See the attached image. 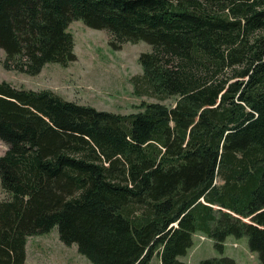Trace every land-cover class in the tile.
<instances>
[{"label": "trees", "instance_id": "obj_1", "mask_svg": "<svg viewBox=\"0 0 264 264\" xmlns=\"http://www.w3.org/2000/svg\"><path fill=\"white\" fill-rule=\"evenodd\" d=\"M75 21L150 45L136 95L175 103L123 115L0 82V264L54 228L93 264H187L197 233L264 264V0H0L4 68L69 67Z\"/></svg>", "mask_w": 264, "mask_h": 264}, {"label": "rangeland", "instance_id": "obj_2", "mask_svg": "<svg viewBox=\"0 0 264 264\" xmlns=\"http://www.w3.org/2000/svg\"><path fill=\"white\" fill-rule=\"evenodd\" d=\"M69 31L75 38L77 61L69 67L48 64L37 76L6 70L3 61L4 50L0 49V82H8L18 88L33 91H52L66 100L91 106L99 111L129 115L142 111L143 103L162 102L173 105L175 99L159 101L148 96L136 95L132 78L143 74L140 56L151 52L145 42L127 43L120 50L111 47L108 32L88 27L82 21L73 22ZM8 146L0 140V158ZM0 180V200L7 199ZM26 264H93L79 253L78 246H66L59 238L58 228L52 232L33 236L28 241ZM229 257L236 264H260L257 253L251 251L249 239L229 237L224 253H219L214 242L202 233L194 237V246L184 261L187 264H201L203 260ZM150 264H162L155 255Z\"/></svg>", "mask_w": 264, "mask_h": 264}]
</instances>
